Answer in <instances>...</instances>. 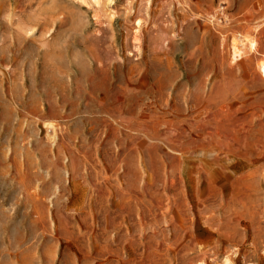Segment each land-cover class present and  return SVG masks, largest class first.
<instances>
[{
    "label": "rangeland",
    "instance_id": "obj_1",
    "mask_svg": "<svg viewBox=\"0 0 264 264\" xmlns=\"http://www.w3.org/2000/svg\"><path fill=\"white\" fill-rule=\"evenodd\" d=\"M0 264H264V0H0Z\"/></svg>",
    "mask_w": 264,
    "mask_h": 264
},
{
    "label": "bare ground",
    "instance_id": "obj_2",
    "mask_svg": "<svg viewBox=\"0 0 264 264\" xmlns=\"http://www.w3.org/2000/svg\"><path fill=\"white\" fill-rule=\"evenodd\" d=\"M237 48V47H236Z\"/></svg>",
    "mask_w": 264,
    "mask_h": 264
}]
</instances>
